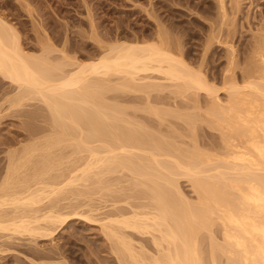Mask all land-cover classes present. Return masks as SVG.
<instances>
[{
  "label": "bare ground",
  "instance_id": "obj_1",
  "mask_svg": "<svg viewBox=\"0 0 264 264\" xmlns=\"http://www.w3.org/2000/svg\"><path fill=\"white\" fill-rule=\"evenodd\" d=\"M213 1L217 10L216 17L202 18L206 23L198 21V24L206 30L207 39L204 40V46L200 44L203 46L202 50L198 52L200 55H196V57L193 55L194 60L191 58L192 61L187 57H191L188 55L192 53L190 51L193 49L183 51V44L178 38L171 36L173 29L170 28L172 20L169 21V18L160 22L154 16V31L149 36L151 42L147 40L140 43L122 41L129 34L125 33L126 35L123 36L122 33L124 32H120L117 35H111L110 31L108 33L111 37L106 36V34L102 36L99 33L97 40L95 36L97 30L94 31L92 28L94 23L90 21L89 28L92 29L89 32L92 34L87 37H92L91 39L95 41L99 54L92 60L81 63L79 60L78 62L72 61L76 60L74 57L72 59L67 58L68 56L63 50L66 46L64 42L59 50H55V46L53 47L50 42H40L38 43L40 50L38 55L27 54L20 44L13 26H10L0 17V76L23 89L24 96L25 94L31 98L34 96L43 103H47L49 110L51 109V114L53 113V125L57 128L56 136L49 140V143L52 141V145L48 144L54 147V145L65 141V138L71 136L73 128H77L83 131L84 136L80 133L82 137L79 136L78 138L80 142H74V144L76 143L74 150L76 152L83 150L89 154L87 157L89 159L85 168H82V175L80 174V176H87L93 167L94 169L99 167L103 170L105 168V172L121 167L120 169H129L135 178L142 179L140 184L145 186L146 195L152 201V206L150 205L152 212L148 211V214L144 211V214L140 215L132 213V216L125 214L128 217L123 215L116 217L114 215L115 218H110V216L106 218L109 220L108 223L115 224L117 229H129L136 231L135 233L138 231V233L151 235L153 252L151 251V255L147 256L146 252L143 253L142 250L140 251L143 255L138 252V254L135 253V248L132 247L133 244H131L130 239L120 238L121 234H117V229V233L110 229L111 238L108 239H113V236L116 238V235H119L117 237V245H119L113 247L125 257L124 264H264V18H262V23H259L258 27L254 29L250 42L245 43L244 52L236 54L238 51L236 47L238 46L235 43L237 39L233 40L236 33L234 32L236 27L234 19L239 14L240 2L239 0H229L231 5L226 4L229 6L227 9L224 0ZM161 2L159 3L161 4ZM211 2L205 1L207 5H211ZM166 26L169 30H166ZM81 34L85 33H79V35ZM120 34L122 35L120 36ZM81 37H86V35H81ZM104 39H113L114 43L111 41L110 43L106 41L108 44L100 42ZM133 39L135 41L136 37L133 36ZM120 40L121 42H119ZM213 44L220 45L225 51V56H222L224 68L220 73L210 71V68L214 66L208 67L210 72L207 74L204 72L203 66L206 64L208 55H210L208 52L211 51L210 48ZM57 50L59 54H62L58 60L52 56L53 51ZM192 64H195L196 67ZM209 64L212 63L208 62ZM155 74L160 75V79L172 83L176 89L175 92L181 91L177 93L190 90L196 94V92L202 91L207 97H211V103H209L211 106L208 105L209 107L207 106L208 108L202 112L208 118L206 120L204 115L205 121L210 122L208 124L221 133L223 148H221L222 151H219L220 154L214 151L217 154L213 155L214 153H207V151L199 150L197 147L191 149V147L185 146L187 148L183 149L173 146L171 142L159 141V139H151V142L149 137L145 136L144 138V134L139 133L141 130L138 132L134 127L119 128L120 130L114 134L110 132L115 126L112 127L107 124L112 116L106 114V110L115 114H118L119 110H115L114 106L115 109H112V105L110 109V106L107 107L108 105L102 104V92H109L111 88L110 84H107L111 82L109 79H112L113 76L118 77V82L114 83V90L124 89L142 92L144 89L150 88L152 90L161 87L156 85L159 83L145 82V79L158 78ZM209 78L214 82L218 81L226 93L227 99L225 98L224 105L220 104V99L217 98L216 84L209 83ZM142 80L145 83H142ZM159 88L158 90H160ZM111 90L113 89L111 88ZM153 110L155 112V109ZM190 118L185 119L189 121ZM73 138V141L77 140ZM95 141H99L101 144L99 143L97 147L95 145L91 147L89 144L91 142L93 144ZM71 142L69 143L72 144ZM149 144L151 153L148 154H151V157L148 159L146 156L144 160L149 161L143 163L142 155L141 157H139L140 154L135 155L133 150H136V153L140 152L146 155ZM43 158L47 161L46 158L48 157L44 155L41 158V161L45 163ZM47 162L46 164H48ZM12 163H10L8 172L14 175L17 174L15 172L17 165L16 162ZM40 163L42 164V162ZM37 164L39 163L37 162ZM49 167L50 165L48 168L46 167L47 170ZM45 171L42 170V173H46ZM39 172L33 175L30 173L32 179L39 176ZM208 172L211 174L209 175ZM71 173L74 172L71 171ZM89 175L88 178H90ZM176 176L177 178L189 179L191 187L197 195L196 202L189 203L182 198L183 196H179L178 189L175 192L171 189V187H175L173 182H176ZM24 177L27 178V175ZM69 178L66 184L72 185L74 176H71L72 179ZM84 178H82V182L87 181ZM52 179L55 181L53 177ZM76 179L74 180L80 181ZM137 182L139 184V181ZM43 183H40V185L42 184L41 188L34 189L29 183L27 186L23 184L25 189L22 191L20 188L22 192L15 191L14 185L13 188H7L9 186L6 184L4 188L2 186L0 208L6 205L9 207L12 205V208L14 206L22 208L19 209L21 212L18 213L14 207L16 210L13 215H15L10 216L9 220H4L2 216L7 212H2L0 209V212L3 213H0V218L3 219H0V231L34 235L39 231H47L46 228L50 224L56 227V223L60 222L59 225H62L64 219L61 216L63 214L60 216V214L54 213L56 210L51 209L53 206L49 207L48 211L45 209V213L39 216H37L39 213L36 215L39 209L34 211L35 208H31L43 201L39 199V197L43 198L42 195H45L44 198H46L47 195L59 194V190L62 189L58 187L57 191L54 185L56 181L53 185ZM171 191L173 192L170 193ZM140 213L142 212L140 211ZM8 215L10 214L8 213ZM41 222L43 225L46 223L47 226L41 224L43 226L41 227L38 224ZM37 224L41 228L37 227ZM215 224H218L219 228L221 227L222 239L220 243L215 241L217 238L215 239L212 233ZM112 228L115 229L113 226ZM49 229H51L50 226L48 231H50ZM107 230L109 231V227ZM202 231L208 233L206 242L209 246L207 252L209 263L204 257L206 253L204 254V251L201 250V245L207 236L203 234L205 236L203 237ZM40 232L38 235L41 233V235H45L44 232ZM206 242L204 243L206 244Z\"/></svg>",
  "mask_w": 264,
  "mask_h": 264
},
{
  "label": "rangeland",
  "instance_id": "obj_2",
  "mask_svg": "<svg viewBox=\"0 0 264 264\" xmlns=\"http://www.w3.org/2000/svg\"><path fill=\"white\" fill-rule=\"evenodd\" d=\"M202 1L203 0H0V17L6 23L10 24V26H13L18 35V40L27 54L38 55L40 52L38 43L40 42H50L53 47L55 46V50L61 49L64 42L66 46H64L63 50L68 56L66 57L71 59L74 57L76 60L72 61L78 62L79 60L81 63L85 61L88 62L99 54L95 41L91 39L92 37H87L89 34H92L89 32L92 28L94 31L97 30L95 32V34L97 33L95 35L96 37L99 36V33L102 36L106 34V36L111 37V35L124 32L122 33L123 36L126 34L129 35H126V37H128H125L122 41L140 43L148 40L151 42L149 36H151V33L154 31V16H156V19L160 20V22L169 18V21L172 20L170 26V28L173 29L171 36L179 39L180 43L183 44L182 47L184 46L183 51L187 49L190 51L193 49L190 51L192 52L190 53L191 55H188L191 57L187 58H192L194 60L192 56L194 55V57H196V55H198V52H200L205 45L204 40L207 39V32L203 29L204 27L202 28V26L198 24V21L205 22L203 21L204 19L209 16H212L210 18H214L217 14L216 5L213 0ZM205 1H212V4L207 5ZM224 1L225 6L231 5V1ZM159 2H161V4ZM239 2L240 11L237 15L238 17L236 16L234 19V23L236 24L234 32L236 33L233 40H238L235 42L238 46L236 47L238 50L236 54H241L242 51L244 52V45L250 42L252 33L255 31L254 29L258 27L259 23H262V18H264V0H239ZM229 6L226 8L228 9ZM173 13L174 15H172ZM90 21L94 23L92 28H89ZM166 30H169L168 26H166ZM81 32L85 33L81 35H86V37H81V35H79ZM106 32H109L111 35L109 33L107 35ZM122 34H120V36ZM197 35H200L202 39H200L199 36L197 37ZM133 36L136 37L135 41ZM98 38L99 37H97V40ZM106 41L114 43L113 39H104V41L100 42L107 43ZM119 42H121V40ZM213 45L212 48H210L211 51L209 50L208 52L210 55H208L209 57L206 61L207 65L204 64L203 66L205 68V71H203L207 74L210 71L221 73L224 68V63L222 62L224 61L223 57L225 56V51L220 45ZM58 50L52 53V56H55L54 58L57 60L61 54L58 53ZM210 56H212V58H210ZM208 62L212 64L208 65ZM195 64L192 65L195 66ZM208 67H213L214 69L210 68V70ZM157 77L158 78L155 79L148 78L151 81L145 79V82L153 84L159 83L156 85L161 86L160 88L158 87L160 90L154 88L156 90L152 89V91L149 88L144 89L142 92L124 89L114 90V83L116 84L118 82V77L115 78L113 76L111 77L112 79H109L111 82L109 81L110 83L107 84H110L113 90L110 88L109 92H102V104L108 105L107 107L110 106V109L114 106L116 109L114 107L112 109L119 110L118 114L110 113L109 110H106V114L112 116V119H110L111 121L109 120L110 122L108 121L107 124L112 127L115 126L110 132L114 134L118 132L117 130H120L119 128L134 127L138 132L141 130L139 133H141V135L144 134V138L146 136L149 137L150 140L159 139V141L164 140L171 142L173 146H178L183 149L187 148H185V146H188V148L191 147V149L197 147L199 150L207 151V153L211 152L213 154L214 151L218 153L221 148H223L221 133L219 130L209 125L208 123L210 122L205 121L207 116L202 112L209 107L208 105L211 106V104H209L211 103V97H207L202 91L196 92V94L194 91L190 90L177 93L181 91L175 92L176 89L172 83L164 79L163 81L162 78L160 79V75H157ZM113 78L115 79L113 80ZM209 81V83L213 82V85L216 84L217 98L218 100L220 99V104L224 105L227 95H225L226 93L221 88L220 83L218 81L214 82L212 79ZM141 82L145 83L143 80ZM24 93V90L18 88L16 84L0 76V192H2V186L4 188L5 184L9 186H6L7 188H13L15 186L13 188L15 191L22 192L25 186L29 184L32 186L30 187L34 189L41 188L42 184L40 185V183L44 181V183L48 185H53L56 181L54 185L57 191L59 188H62L61 191L59 190V194L47 195L48 197L46 196V198H44L45 195H42L41 197L43 198L41 199L39 197V199L43 201L38 202V204L36 203L37 205H33L31 208H35L34 211L39 209L40 212L37 211L36 213V215L39 213L37 215L39 216L45 213V209L48 211V208L53 206L51 209L57 211L53 212L60 214V216L63 214L61 217L64 221H61L62 225H59L60 222H58V224L56 223V227L52 224L56 230L50 224L49 226L53 232L51 229L48 231V226L46 228L47 231H41L44 232L45 235H41L42 233L40 231V235H38L39 232L34 235H27L28 233L22 234L0 231V264H124L123 261L125 257L120 255L114 248L117 245V237H119V235H116V238L113 236V239H108L111 238L110 229L116 231L118 227L115 226V224L111 225L113 223L109 224V220L106 218L109 216L110 218H115V216L119 217L118 215L128 217L132 216V213L140 215L152 212L150 207V205L152 206V201L146 195V190H144L145 186L140 184L142 179L139 177L135 178L130 170L126 168L120 169L121 167H116L117 169L114 168L111 171L106 170L105 172V168L103 170L99 167V169L96 167L94 169L93 167L91 172L87 173V176L92 173L89 175L90 178L83 176L87 181L82 182L83 177L80 176V174L82 175L81 170L85 168V164L89 159H87L89 154L83 150H77L76 152L74 147L76 143L80 142V139H78L79 136L80 138L84 136L83 131L73 128L71 136L72 138L75 136L73 139L77 140L73 141L72 138H70L71 136H69V138H65V141L51 147L52 141L49 143V140L53 139L52 137L56 136L57 133V128L53 125V113L51 114V109L49 110L47 103H43V101L34 96L35 99L26 94L24 96ZM153 109H155V112ZM153 112L158 114L154 115ZM204 115L205 119L203 117ZM188 117L194 119L193 124V119H189L191 123L187 121L188 119H185ZM116 118L117 120H115ZM206 120H208V118ZM80 133L83 135L81 136ZM149 133L154 137L152 138ZM68 141H72L71 143L73 145ZM74 142L76 143L74 144ZM99 143V141H95V143L93 142L92 144L91 142L89 145L91 147L94 145L97 147ZM150 147L149 144L147 153L146 150H144L146 155L140 152L136 153V150L132 152L135 153V155L140 154L139 157H141V155L142 157L144 156L143 158L141 157V159H143L142 162L145 163L149 161L147 159L144 160L145 157L147 156L148 159L151 157V154H148L151 153V150H149ZM220 153L221 152L218 154ZM44 155L48 157L46 158L47 161L52 162L51 164L44 158L45 163L41 161ZM49 157L51 158L49 159ZM12 162H16L17 165V171H15L17 174L15 173L14 175L8 172L10 163ZM37 162L39 164H37ZM40 162H42V164ZM46 162L48 164H46ZM49 165L50 167L47 170ZM34 169L36 172L33 171ZM42 170H47L45 172H48V176L46 173H42ZM70 170L74 173H71ZM98 170L99 172H97ZM37 172H39L38 174L40 175L33 177V180L31 174H37ZM208 174L210 175L211 173L208 172ZM26 175L27 178L30 176L29 179L24 177ZM70 175L74 176V179L78 177L77 179L80 181H75L73 179V184H68V186L66 181L69 177V179H72ZM52 177L55 181H53ZM175 178H177V176ZM184 178L185 177H178L177 180L175 179L176 182H173L175 187H171V189L174 192L178 189L177 191L180 192L179 196H183L182 198L189 203H194L197 201V195L194 189H192L189 179ZM22 180L23 182H21ZM137 181H139V184ZM6 187L5 190L7 189ZM176 194L178 195V192ZM149 202L151 203L149 204ZM14 207L12 208V205L11 207L6 205L0 208L2 212H7L2 216L4 220H9L10 216L15 215H13V213L16 209L19 213V209L22 208H18V206L17 208L15 207V209ZM140 211L142 213H140ZM8 213L10 215H8ZM125 214H128V216ZM5 215L6 217L8 216V218H6ZM38 224L43 225V222ZM39 225L37 227H40ZM42 225L41 227L44 225L45 227L47 226L46 223ZM112 226L115 227V229L112 228ZM108 227L109 231L107 230ZM220 228L218 224H215L212 229L214 231L212 232L213 236L215 239L217 238L215 241L219 243L222 239ZM122 229H117L118 233L117 231L116 233L121 234L120 238L126 237V240H131V244H133L132 247L135 248L134 250L136 251L135 253L138 252L143 255V253L146 252L147 256H149V254L151 255V251L153 250V246H151V235L141 232L138 233V231L135 233L136 231L134 232L129 229ZM203 234L206 236L208 233L202 231V236L205 237ZM206 239L208 240V235L205 237L204 242L207 241ZM204 242L201 245V250L204 251V254L206 253L204 257L208 259L207 252L209 246L207 242L206 244ZM140 250H142L143 253ZM207 259L205 260L209 263V259Z\"/></svg>",
  "mask_w": 264,
  "mask_h": 264
}]
</instances>
